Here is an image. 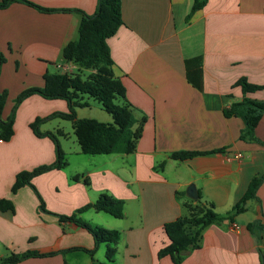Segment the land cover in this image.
<instances>
[{"label":"crops","instance_id":"crops-1","mask_svg":"<svg viewBox=\"0 0 264 264\" xmlns=\"http://www.w3.org/2000/svg\"><path fill=\"white\" fill-rule=\"evenodd\" d=\"M32 2L55 11L25 3L0 9L3 121L22 92L43 88L47 74H62L63 50L78 39L82 13L93 16L98 9V0ZM193 5L194 0H122L124 25L108 46L115 76L134 107V128L145 119L134 153L85 155L80 145L61 144L66 167L13 193L20 172L56 161L50 134H70L63 120L75 134L73 122L58 115L69 112L66 100L34 94L19 105L13 137L0 141V200L14 206L0 210V262L12 253L38 251L55 254L17 264H175L169 256L158 258L170 243L165 224L187 215V203H212L223 220L202 231L200 247L181 264H264V116L257 141L249 142L241 139L242 118L225 115L245 98L264 101V0H208L188 21ZM243 78L261 89L245 93L238 84ZM83 98L88 105L76 109L77 118L113 122L100 105ZM37 119H44L40 135L32 128ZM175 153L194 155L179 160L171 157ZM69 155H75L73 163ZM255 178L262 179L255 197L236 213ZM191 185L198 200L188 196ZM102 194L124 201L123 218L93 209L77 218L121 233L112 262L106 244L96 248L85 228L59 220Z\"/></svg>","mask_w":264,"mask_h":264},{"label":"trees","instance_id":"trees-1","mask_svg":"<svg viewBox=\"0 0 264 264\" xmlns=\"http://www.w3.org/2000/svg\"><path fill=\"white\" fill-rule=\"evenodd\" d=\"M208 0H194V5L187 20L206 5ZM13 3H25L42 12H54L55 10L42 8L32 0H0V9L8 8ZM79 12V11H78ZM124 25L122 18V0H98V9L95 15L89 16L82 13V20L78 30V39L70 42L63 50V57L66 62H72L78 70L74 74H47L45 75V86L43 88H30L22 92L15 100L12 113L6 121L1 115L7 100V92L0 93V141L8 142L14 135V118L19 105L28 97L39 94L46 99H64L69 104L67 114H58L68 118L74 124L75 134L82 154L85 155H109V154H131L136 151L137 143L142 135L144 120L138 128H134L136 119L134 107L126 98V90L121 80L115 76L114 62L108 46V39L113 37L118 29ZM3 58L0 57V64ZM90 72L85 75L83 72ZM238 84L243 91L254 92L261 87L252 85L241 79ZM84 96H89L97 101L102 108L108 112L113 122L102 123L94 119H79L76 116V109L88 105L84 102ZM227 117H240L244 121L245 129L241 139L255 142L256 128L264 116V101L244 99L240 103L232 105L225 110ZM41 122L37 119L32 128L37 131ZM56 145V161L50 165L39 166L32 171L20 172L12 187V192L31 185V181L42 174L54 169H63L67 165L65 155L54 135L50 134ZM194 153H175L172 158L182 160L193 156ZM164 167V164L161 165ZM80 180V176L75 177ZM262 179L255 178L243 199L234 207V211L241 212L242 205L250 198L255 197ZM87 184L88 180L85 179ZM200 200V199H199ZM200 202V201H198ZM42 210L45 204L41 199ZM185 207L188 214L179 217L177 220L167 223L164 230L170 243L158 252V258L171 257L175 264H181L187 255L200 247L202 231L208 226L221 222L223 217L214 210L212 203L196 205L187 203ZM93 209L96 212L109 214L117 219L124 217V201L114 198L108 194H102L98 200L90 203L76 211L71 216H60V222L70 221L85 228L94 237L96 248L100 244H106V258L108 262L114 261L117 254V245L121 233L117 230H108L100 226H92L90 223L77 218L82 212ZM0 210L5 212L14 210L12 202L0 200ZM93 257L95 250L88 251ZM55 253H41L38 251H27L20 254H10L4 258L1 264H17L34 257H46ZM93 264H108L93 260Z\"/></svg>","mask_w":264,"mask_h":264},{"label":"rangeland","instance_id":"rangeland-1","mask_svg":"<svg viewBox=\"0 0 264 264\" xmlns=\"http://www.w3.org/2000/svg\"><path fill=\"white\" fill-rule=\"evenodd\" d=\"M85 75H87L88 73H87V71H84L83 72ZM85 99L87 100V101H90V102H92L93 104H95V103H97L96 105H100V104H98V102H95V100L94 99H92L91 97H89V96H85ZM101 106V105H100ZM102 107V106H101ZM77 111V110H76ZM82 111H85V112H89L90 110L89 109H84V110H82ZM64 114V113H63ZM41 120V122L38 124V129H37V131L38 132H42L41 130H40V127H41V125H43V121H44V119H40ZM60 123H61V121H59ZM63 122V125L62 126H67L66 127V131L67 132H69L70 134L69 135H67V137L66 138H64V137H62V135H60V134H54V137L57 139V141H58V143H59V145H60V147H61V144H62V146L65 144V143H67V145H68V147H71V148H74L75 146L74 145H78V148H79V144H78V142H77V140H76V136H75V134L73 133V130H72V128L70 127V121H65V120H63L62 121ZM40 130V131H39ZM65 158H66V160H68L67 159V157L65 156ZM69 159H70V161H72V163H73V161H75V159H76V157H75V155L73 156V155H69ZM38 197H39V195H38ZM41 202V201H40ZM108 217V216H107ZM0 264H1V262H0Z\"/></svg>","mask_w":264,"mask_h":264},{"label":"built area","instance_id":"built-area-1","mask_svg":"<svg viewBox=\"0 0 264 264\" xmlns=\"http://www.w3.org/2000/svg\"><path fill=\"white\" fill-rule=\"evenodd\" d=\"M60 70L62 71L63 74L72 75L75 72H77L78 67L72 62H66V64H64L63 66H60ZM236 229H238V227H236Z\"/></svg>","mask_w":264,"mask_h":264},{"label":"water","instance_id":"water-1","mask_svg":"<svg viewBox=\"0 0 264 264\" xmlns=\"http://www.w3.org/2000/svg\"><path fill=\"white\" fill-rule=\"evenodd\" d=\"M188 196L193 199V200H198L199 196H198V192L197 189L194 185H191L188 190Z\"/></svg>","mask_w":264,"mask_h":264}]
</instances>
